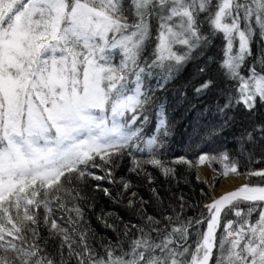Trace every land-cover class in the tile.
Masks as SVG:
<instances>
[{
  "label": "snow or ice",
  "instance_id": "6c2138e0",
  "mask_svg": "<svg viewBox=\"0 0 264 264\" xmlns=\"http://www.w3.org/2000/svg\"><path fill=\"white\" fill-rule=\"evenodd\" d=\"M218 35L220 68L234 91H221V119L196 130V156L167 161L163 109L155 134L144 132L155 103L146 80L156 69L170 79ZM257 35L264 49V0H0V264H212L214 252V264H264V184H242L192 219L169 209L155 188L164 210L141 211L147 202L137 204L132 182L121 177L117 195L130 193L127 207L139 221L97 215L113 234L99 240L79 187L88 177L117 183L124 155L129 171L146 174L149 183L146 166L165 177H175L170 165L179 164L241 175L221 137L234 124V109L255 116L264 108V68L255 66L264 65V51L247 76L241 73ZM218 87L209 77L195 92ZM250 142L264 143V122L239 137L243 151ZM245 175L264 179V170ZM96 188L116 199L107 187ZM222 213L236 219L222 221ZM201 224L193 247L189 237Z\"/></svg>",
  "mask_w": 264,
  "mask_h": 264
},
{
  "label": "trees",
  "instance_id": "16d2710c",
  "mask_svg": "<svg viewBox=\"0 0 264 264\" xmlns=\"http://www.w3.org/2000/svg\"><path fill=\"white\" fill-rule=\"evenodd\" d=\"M155 47V26L153 27V39L149 41L148 52L151 53ZM253 56L245 60L241 73L248 75L249 65L259 56L261 51V41L257 35L252 44ZM224 40L222 36H216L211 44L205 48L204 52L197 59L189 61L179 70L172 73L170 79L164 80L161 70L156 69L153 75L146 80V87L150 88L154 93L153 105L149 110V123L144 126V132L147 135L155 134V127L158 123V113L163 109L164 116L167 120L168 132L167 137H161L165 142L164 157L167 161L179 156H188L194 158L198 151L196 130L203 132L206 126L213 124L216 120L221 119L217 112V104L221 100V91H234L235 82L226 79L222 75L220 63L223 56ZM211 58V59H209ZM257 69L264 68V65L257 63ZM201 67L205 68L204 72H200ZM212 78L219 87L211 93L199 96L195 92V87L207 78ZM234 124L225 132V136L221 137L229 147L230 154L234 160L239 163L240 173L245 174L248 171L262 168L264 170V143L250 142L248 151H243L239 144V137L247 129L251 130L253 123L264 122V108H261L255 116H249L242 109H234ZM200 148L203 145L199 146ZM175 168V177H165L161 172L151 166H146V172L152 176V183L148 182V176L144 173L136 175L130 172V159L124 155L118 160V167L115 168L117 183L109 184L107 181H97L92 177L86 178V181L80 183L79 187L85 196L82 202L86 208V215L90 219L92 228L99 233L97 239H104L113 235L109 230L103 228L96 220L97 215H105L110 222L122 224L124 222L139 221V213L133 214L132 210L127 207V199L130 193H124L122 196L117 194L122 191L119 179L123 177L125 180L132 182L130 192L137 193L135 197L137 204L143 197L145 203L141 211L147 210L149 214L158 215L164 209L159 202L153 197L152 188H155L163 199L165 205L169 209L181 211L182 218L198 219L201 214L207 215L204 208L208 193L204 183L198 181L195 177V168L189 169L186 165H170ZM215 167L219 168V165ZM97 175H103L98 169H92ZM246 182L252 185L264 184V179L260 177L246 176ZM218 179H213L214 185ZM101 188L107 187L116 199H110L105 196L102 190H98L96 185ZM183 197V200L180 198ZM183 203V209L180 204ZM241 207H247L241 204ZM227 211V210H226ZM111 213V215H107ZM123 217V221L119 219ZM228 219L235 220L231 213L226 216L222 213V221ZM255 219V217H253ZM206 224L194 226L189 237L188 243L195 246L199 232L203 231ZM217 235H222V229ZM215 252L213 257L214 264Z\"/></svg>",
  "mask_w": 264,
  "mask_h": 264
},
{
  "label": "bare ground",
  "instance_id": "6f19581e",
  "mask_svg": "<svg viewBox=\"0 0 264 264\" xmlns=\"http://www.w3.org/2000/svg\"><path fill=\"white\" fill-rule=\"evenodd\" d=\"M213 173V170L207 166L197 169L195 176H199L201 180L207 181L209 176ZM199 179V180H200ZM246 180L244 176L229 175L227 178L223 177L220 184L217 187H211L210 196L206 200L207 203H211L213 199L218 198L226 192L233 191L242 184H245Z\"/></svg>",
  "mask_w": 264,
  "mask_h": 264
},
{
  "label": "rangeland",
  "instance_id": "374dc122",
  "mask_svg": "<svg viewBox=\"0 0 264 264\" xmlns=\"http://www.w3.org/2000/svg\"><path fill=\"white\" fill-rule=\"evenodd\" d=\"M211 169H212V168H211ZM256 170H263V169H262V168H258V169H256ZM195 171H196V168H195ZM195 175H196V174H195ZM230 175H235V174H230ZM241 176H244V178H245V180H246L247 177H246L245 174L241 173ZM195 177H196V179H197V176H195ZM213 179H218L216 185L213 184V182H212ZM222 179H223V176H221V175L219 174V172L213 171V173L209 176V178L207 179V181H204V180H201V179L198 180V181L204 183V185H205V187H206V190H207V193H208V198H209L211 187H217V186L220 184V182H221ZM246 183H247V182H246ZM206 200H207V199H206ZM207 204H208V203H207Z\"/></svg>",
  "mask_w": 264,
  "mask_h": 264
}]
</instances>
